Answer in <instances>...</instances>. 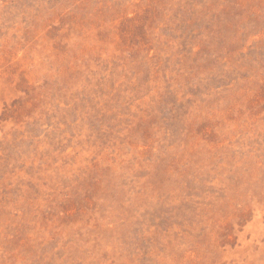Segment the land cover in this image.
Here are the masks:
<instances>
[{
  "label": "rangeland",
  "instance_id": "rangeland-1",
  "mask_svg": "<svg viewBox=\"0 0 264 264\" xmlns=\"http://www.w3.org/2000/svg\"><path fill=\"white\" fill-rule=\"evenodd\" d=\"M0 264H264V0H0Z\"/></svg>",
  "mask_w": 264,
  "mask_h": 264
}]
</instances>
